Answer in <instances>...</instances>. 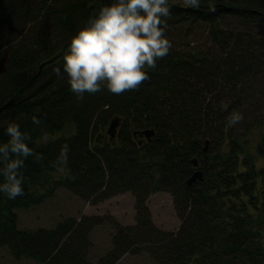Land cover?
<instances>
[{
    "label": "trees",
    "instance_id": "16d2710c",
    "mask_svg": "<svg viewBox=\"0 0 264 264\" xmlns=\"http://www.w3.org/2000/svg\"><path fill=\"white\" fill-rule=\"evenodd\" d=\"M112 2L0 0V145L15 123L42 156L24 159L23 195L0 192V248L32 261L24 264H115L140 249L157 264H264V0H200L199 8L168 0L173 47L155 69H144L150 79L121 95L104 88L79 100L64 56L90 15ZM234 111L244 117L235 125ZM112 117L119 125L110 140ZM66 124L72 132L54 136ZM144 129L153 130L148 139ZM63 145L69 151L60 164ZM193 157L202 178L187 185ZM57 169L63 172L54 177ZM58 187L93 202L128 191L134 224L82 215L19 229L15 210ZM155 191L171 196L175 231L153 224L145 200ZM105 219L111 246L92 263L88 235Z\"/></svg>",
    "mask_w": 264,
    "mask_h": 264
},
{
    "label": "clouds",
    "instance_id": "9594fccd",
    "mask_svg": "<svg viewBox=\"0 0 264 264\" xmlns=\"http://www.w3.org/2000/svg\"><path fill=\"white\" fill-rule=\"evenodd\" d=\"M184 5L199 8L200 0H184ZM209 10L215 11L214 5L210 4ZM170 16L168 0H114L102 5L71 38L69 52L64 56L71 91L83 100L85 93L95 95L104 88L116 95L137 90L150 79L144 69H155L157 61L173 47L166 35ZM243 119L234 111L229 123L235 125ZM32 122L39 125L41 120L34 115ZM6 132L10 140L0 145V161L5 162L0 169L5 180L0 192L15 199L24 194L19 171L24 159L34 156L40 160L42 156L28 146L29 137L18 124L10 123ZM68 151V145H63L60 164L66 162ZM10 153L16 158H11Z\"/></svg>",
    "mask_w": 264,
    "mask_h": 264
},
{
    "label": "rangeland",
    "instance_id": "374dc122",
    "mask_svg": "<svg viewBox=\"0 0 264 264\" xmlns=\"http://www.w3.org/2000/svg\"><path fill=\"white\" fill-rule=\"evenodd\" d=\"M106 127V126H105ZM106 130V129H105ZM72 132V126L66 124L57 135H67ZM107 136V134L105 133ZM63 169L54 171L53 176L57 177ZM146 206L150 213L153 224L162 230L175 231L179 225L171 196L164 191L150 193L146 200ZM17 227L19 229L34 230L39 227L50 228L57 221L65 217L79 218L82 215L110 216L121 225L134 224L133 196L126 191L113 195L103 201L93 202V199L84 200L70 191L58 187L52 195L45 198L41 203L27 209H16ZM103 222L94 226L89 232L90 247L87 259L96 263L97 259L110 249V235L112 228L110 222ZM32 263L28 259L15 260L8 253L6 248H0V264H24ZM115 264H157L145 251L140 249L135 253L123 254Z\"/></svg>",
    "mask_w": 264,
    "mask_h": 264
},
{
    "label": "water",
    "instance_id": "95a60500",
    "mask_svg": "<svg viewBox=\"0 0 264 264\" xmlns=\"http://www.w3.org/2000/svg\"><path fill=\"white\" fill-rule=\"evenodd\" d=\"M59 55V53H57L56 55H53L52 57H50L49 59L41 62L38 67H42L44 64L54 60L57 56ZM0 111H1V107H0ZM119 125V119L117 117H112L107 125L106 128V134L108 135V139H113L116 133V128ZM153 130L151 129H144L142 131H140V133L146 138L148 139L149 136L152 134ZM206 146H207V140H205L203 142V147L202 150L205 151L206 150ZM190 163L192 165V167H194V170L191 172V174L189 175V177L186 179V184L190 185L191 183H193L196 180H200L202 178V172L201 170L198 168L197 165V161L196 158L193 157L190 160Z\"/></svg>",
    "mask_w": 264,
    "mask_h": 264
}]
</instances>
